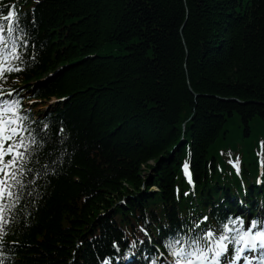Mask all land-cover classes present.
Masks as SVG:
<instances>
[{
	"label": "trees",
	"instance_id": "obj_1",
	"mask_svg": "<svg viewBox=\"0 0 264 264\" xmlns=\"http://www.w3.org/2000/svg\"><path fill=\"white\" fill-rule=\"evenodd\" d=\"M5 3L28 41L5 87L57 103L35 120L56 150L28 177L38 186L4 230V264H96L113 240H136L139 258L140 227L159 246L204 213L213 223L264 200V0Z\"/></svg>",
	"mask_w": 264,
	"mask_h": 264
},
{
	"label": "snow or ice",
	"instance_id": "obj_2",
	"mask_svg": "<svg viewBox=\"0 0 264 264\" xmlns=\"http://www.w3.org/2000/svg\"><path fill=\"white\" fill-rule=\"evenodd\" d=\"M3 8L4 6L0 5V9ZM5 31L7 37L11 39L10 45L3 35ZM17 32L20 34L19 37L14 36ZM24 34L21 14L16 8L10 5L6 10H0V51L11 47V56L16 67L23 63V57L18 49L21 46H28V41L23 39ZM18 39L22 40V44L18 43ZM12 70L7 69L8 72ZM4 71L3 64H0V73ZM5 84L6 79L0 76V231L7 229L14 220L15 206L24 199L28 186H38L34 179L28 177L35 171V166L40 165L42 150L46 145H53L47 152L49 157L56 150L50 126L45 123L39 130L34 127L36 122L32 121L24 110L23 97L19 95L21 90L15 88L5 90ZM56 132L62 133L64 128L60 127ZM58 162L59 156L52 158L50 164L41 165L42 171H36V176L47 177L49 172H55L56 169L52 165H57ZM184 167L187 168V164ZM28 195L31 196L32 192L29 191ZM36 196H39V193H36ZM202 220L207 221L208 217L203 216ZM244 222L245 218L242 216L234 218L229 216L228 222L216 230L209 227L199 229V224L194 222L188 231L193 234L190 244L196 246V251L185 250V247L180 246L179 240L169 241L165 238L160 242L156 255L163 257L170 254L173 257L171 264H192V256H196L201 264H209V254L211 264H251L253 258L246 255V252L264 248V228L253 231L257 228L258 221L252 219L250 226L245 230ZM144 231L150 240L147 229ZM136 243V240L129 242L126 249L129 256L134 254L131 253V248L135 247ZM230 244L236 247L230 248ZM153 246L156 247L155 243ZM4 247L5 241L0 239V249ZM120 247L118 240L111 241L112 251L96 252V264H119ZM161 248L163 251H160ZM0 255L4 253L0 251ZM0 264H3V261H0ZM149 264H157L155 258Z\"/></svg>",
	"mask_w": 264,
	"mask_h": 264
},
{
	"label": "rangeland",
	"instance_id": "obj_3",
	"mask_svg": "<svg viewBox=\"0 0 264 264\" xmlns=\"http://www.w3.org/2000/svg\"><path fill=\"white\" fill-rule=\"evenodd\" d=\"M47 105H48L47 103H42V104L38 103V104H36V106H34V108H35L34 111L35 112L43 111ZM150 164H152V162Z\"/></svg>",
	"mask_w": 264,
	"mask_h": 264
},
{
	"label": "bare ground",
	"instance_id": "obj_4",
	"mask_svg": "<svg viewBox=\"0 0 264 264\" xmlns=\"http://www.w3.org/2000/svg\"><path fill=\"white\" fill-rule=\"evenodd\" d=\"M219 144H220V142H219Z\"/></svg>",
	"mask_w": 264,
	"mask_h": 264
}]
</instances>
